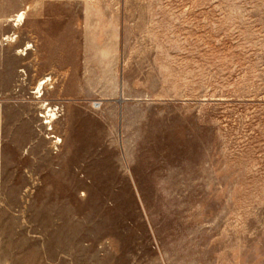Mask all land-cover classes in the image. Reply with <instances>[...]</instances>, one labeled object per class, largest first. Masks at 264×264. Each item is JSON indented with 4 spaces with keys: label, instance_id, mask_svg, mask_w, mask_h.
<instances>
[{
    "label": "rangeland",
    "instance_id": "1",
    "mask_svg": "<svg viewBox=\"0 0 264 264\" xmlns=\"http://www.w3.org/2000/svg\"><path fill=\"white\" fill-rule=\"evenodd\" d=\"M0 264H264V0H0Z\"/></svg>",
    "mask_w": 264,
    "mask_h": 264
},
{
    "label": "bare ground",
    "instance_id": "2",
    "mask_svg": "<svg viewBox=\"0 0 264 264\" xmlns=\"http://www.w3.org/2000/svg\"><path fill=\"white\" fill-rule=\"evenodd\" d=\"M23 15V14H22ZM22 15L20 14V16H18L19 18H21L22 17ZM16 18V17H15ZM23 18V17H22ZM22 21V20H21ZM17 22V21H16ZM43 84H44V82H43ZM41 88V87H40Z\"/></svg>",
    "mask_w": 264,
    "mask_h": 264
}]
</instances>
